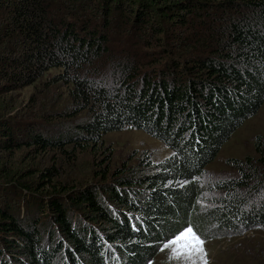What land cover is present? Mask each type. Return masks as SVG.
<instances>
[{"label": "trees", "instance_id": "obj_1", "mask_svg": "<svg viewBox=\"0 0 264 264\" xmlns=\"http://www.w3.org/2000/svg\"><path fill=\"white\" fill-rule=\"evenodd\" d=\"M43 79L62 91L54 124L11 116L9 96ZM263 103L264 0H0V151L86 150L123 129L172 151L79 187L3 169L0 264H149L189 227L264 232V135L232 176L199 183Z\"/></svg>", "mask_w": 264, "mask_h": 264}, {"label": "rangeland", "instance_id": "obj_2", "mask_svg": "<svg viewBox=\"0 0 264 264\" xmlns=\"http://www.w3.org/2000/svg\"><path fill=\"white\" fill-rule=\"evenodd\" d=\"M53 73L55 71L50 72L51 75ZM45 80L9 96L8 103L13 105L11 116H17L37 126L40 124L47 126L44 123L49 121L54 124L55 120H49L46 114L63 106L62 98L59 99L62 91L46 88L43 86ZM7 98L8 96L6 100ZM262 135L264 103L255 116L246 120L233 133L215 160L207 165L204 174L199 178L201 186L205 187L215 180L232 176L234 171L228 164L229 160H239L246 156L255 157L254 139ZM38 151L33 148L0 151V175L3 169H9L13 175L25 173L24 177H27L28 182L33 183L36 189L37 186L40 188L41 182L45 183L40 179L41 172L53 169L57 174L53 179L55 183L79 187L97 184L104 174L108 178L115 170L125 165L135 167L142 158H148L152 164H158L172 154L161 141L133 129H123L104 135L96 148L74 150L73 146L68 145L65 146L64 152L55 149ZM35 189L33 191H36ZM47 189L49 186H46L45 190ZM40 192L44 191L36 194L44 198ZM214 196V193L206 191L199 205L203 208L211 206ZM171 241L162 246L149 264H205V260L207 264H264V232L259 229L204 241V252L192 253L190 258H174L171 247H165L170 245Z\"/></svg>", "mask_w": 264, "mask_h": 264}, {"label": "snow or ice", "instance_id": "obj_3", "mask_svg": "<svg viewBox=\"0 0 264 264\" xmlns=\"http://www.w3.org/2000/svg\"><path fill=\"white\" fill-rule=\"evenodd\" d=\"M203 243L204 241L189 227L175 237L170 245L165 247H171L174 258H190L192 253L204 252ZM205 264H207L206 260Z\"/></svg>", "mask_w": 264, "mask_h": 264}]
</instances>
